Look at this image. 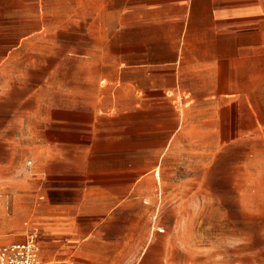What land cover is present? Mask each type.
<instances>
[{"label":"crops","instance_id":"1","mask_svg":"<svg viewBox=\"0 0 264 264\" xmlns=\"http://www.w3.org/2000/svg\"><path fill=\"white\" fill-rule=\"evenodd\" d=\"M47 6L0 0V59L63 33L60 7L51 24ZM84 8L88 39L103 44L92 57L118 73L154 77V155L168 153L174 137H160V123H189L190 114L208 109L215 121L225 114L250 124L255 137V124H264V0H70V27L78 30ZM73 102L69 110L32 116L13 136V148L22 139L25 161L5 166L0 246L33 231L41 264H176V252L184 260L185 233L153 226L154 180H128L125 164L110 162V123L125 116H112L94 98ZM175 171L167 167V181L180 185Z\"/></svg>","mask_w":264,"mask_h":264},{"label":"rangeland","instance_id":"2","mask_svg":"<svg viewBox=\"0 0 264 264\" xmlns=\"http://www.w3.org/2000/svg\"><path fill=\"white\" fill-rule=\"evenodd\" d=\"M47 2V22L54 24L60 6ZM60 9L62 34L31 42L29 50L11 48L0 59V225L8 206L5 166L25 161L22 139L13 148V136L34 115L94 98L112 116H125L110 123V162L125 164L128 180L143 174L154 180V228L180 232V238L185 233V258L176 252V264H264V124H255L252 138L250 124L230 122L225 114L215 121L202 109L189 123H160V137H174L168 153L154 155V77L103 67L102 58L92 57L103 44L87 37L86 9L79 10L78 30L69 26L70 0ZM102 30L95 27V33ZM168 166L180 185L167 181Z\"/></svg>","mask_w":264,"mask_h":264},{"label":"built area","instance_id":"3","mask_svg":"<svg viewBox=\"0 0 264 264\" xmlns=\"http://www.w3.org/2000/svg\"><path fill=\"white\" fill-rule=\"evenodd\" d=\"M38 252L37 235L29 231L23 240L0 246V264H41Z\"/></svg>","mask_w":264,"mask_h":264}]
</instances>
